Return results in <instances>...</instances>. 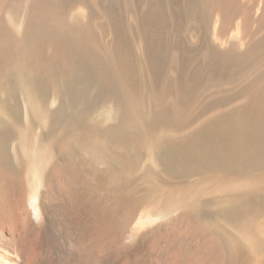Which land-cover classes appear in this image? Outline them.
<instances>
[{
    "label": "rangeland",
    "instance_id": "rangeland-1",
    "mask_svg": "<svg viewBox=\"0 0 264 264\" xmlns=\"http://www.w3.org/2000/svg\"><path fill=\"white\" fill-rule=\"evenodd\" d=\"M197 6L194 37L210 30L229 56L249 46L253 55L264 53V0H241L234 7L198 0ZM119 10L106 0H0V160L12 173L16 194L23 197L42 176L45 208L56 180L86 178V192H96L99 206L109 207L112 193L125 195L137 209L132 227L142 212L156 217L132 244L142 258L193 227L230 231L244 248L237 226L264 221V129H231L224 139L227 129L219 125L225 123L218 122L245 114L232 69L218 85L183 80L184 61L172 65L157 58L147 44L150 32L129 31ZM61 50L69 62L56 54ZM29 63L41 66L33 88L20 78ZM206 118L209 129L197 128ZM121 142L128 147L121 150ZM158 145L165 147L157 157L162 168L155 167L152 152ZM236 145L251 148L234 158ZM150 167L157 174L148 183L143 177Z\"/></svg>",
    "mask_w": 264,
    "mask_h": 264
},
{
    "label": "bare ground",
    "instance_id": "bare-ground-1",
    "mask_svg": "<svg viewBox=\"0 0 264 264\" xmlns=\"http://www.w3.org/2000/svg\"><path fill=\"white\" fill-rule=\"evenodd\" d=\"M208 1H212L213 5L230 4L233 7L235 3L241 2V0ZM106 3L121 8L123 11L121 16L130 28L129 31L143 27L150 32L147 44L157 58L167 59L172 65L182 59L185 68L183 80L194 79L195 82L204 80L210 85H218L224 81L222 75L232 69L229 74L233 77H229L231 81H238V88L243 91L241 107L245 114L238 113L236 116L228 117L227 122L226 120L218 122L225 123L220 124L219 129H227L222 130L223 138L225 135V138L227 135L229 137L231 129L247 131L264 129L262 50L253 55L252 47L249 46L243 52L229 56L227 51L221 50L214 42L210 30L205 33L200 31L198 36L194 37L196 31L194 32L192 27L198 24L199 20L198 0H106ZM131 8L136 9V12L134 10L135 14L128 17ZM141 43H138L139 50L144 47ZM231 47L237 49V43H231ZM56 54L63 56L67 62L70 61L69 54L65 51L61 50ZM36 59H39V56H36ZM145 60L143 59L144 68L147 67ZM38 67L41 66L29 63L21 70L20 78H24L25 86L33 88L37 85L35 82L39 74ZM42 70H45V67L38 71ZM254 87H257V90H253ZM208 119L202 120L197 128L209 129L210 125L206 123ZM251 123L256 124L257 128L252 127ZM222 143L217 146L220 150L225 148L224 142ZM127 147L128 142L120 143L121 150ZM248 147L250 146H232L230 152L237 158ZM121 150L120 159L123 160ZM227 150L229 149L226 148L225 151ZM152 152L156 158L155 167H164L165 163L157 157L164 154L165 147L158 145ZM155 170L157 169L153 167L148 169L143 177L146 182L153 180L157 174ZM11 175L8 165L0 160V264H264V221L246 222L237 226L239 237L244 239L246 244L244 248L250 249L258 257L246 255V249L243 245L240 246L239 239L235 240L231 236L230 231L217 232L215 229L216 232H212L201 227H193L186 235L163 243L158 250L142 258L131 250L132 244L139 238L143 228L155 221L156 217L150 212H142L132 227L130 223L135 218L137 209L128 203L125 195L112 193V204L109 207L99 206L100 200L96 192L94 190L86 192V187L89 186L86 178L77 183L65 179L56 180L54 199L51 200L50 206L45 208L42 176L34 178L29 184V190L20 198L13 183L10 182ZM17 179L20 180L18 176ZM36 182L39 184L38 189L34 188ZM75 184L79 187L76 188ZM217 234L222 235V240Z\"/></svg>",
    "mask_w": 264,
    "mask_h": 264
}]
</instances>
